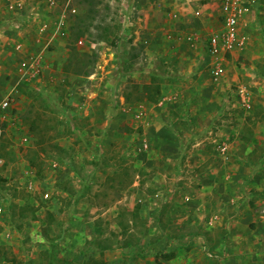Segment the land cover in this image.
Wrapping results in <instances>:
<instances>
[{"label":"rangeland","instance_id":"1","mask_svg":"<svg viewBox=\"0 0 264 264\" xmlns=\"http://www.w3.org/2000/svg\"><path fill=\"white\" fill-rule=\"evenodd\" d=\"M77 1L23 0V12H10L0 0V45L13 44L10 54L0 48L9 57L0 65V100L37 41L36 21L51 26L68 4V34L44 51L36 81L20 84L19 107L0 139V264H170L171 248L189 240L180 233L196 216L189 203L216 199L203 190L214 168L264 173V0H248L251 11L239 22L246 44L227 54L219 78L203 57L222 23L221 0H102L86 31L108 28L109 40L96 49L70 35ZM193 30L200 34L194 50L172 39ZM81 67L91 74H78ZM153 74L158 102L128 101L125 94L132 99L133 86ZM241 86L251 94L248 106Z\"/></svg>","mask_w":264,"mask_h":264},{"label":"crops","instance_id":"2","mask_svg":"<svg viewBox=\"0 0 264 264\" xmlns=\"http://www.w3.org/2000/svg\"><path fill=\"white\" fill-rule=\"evenodd\" d=\"M36 22L38 36L34 37L37 41L31 47L32 51L38 50L40 27L44 24L49 25L44 18ZM6 34H11V31H6ZM3 46V50L13 51L12 42L9 41L8 44L3 42L0 48ZM10 51L8 54L12 53ZM8 58L0 56V65L2 66L3 61ZM44 59L45 67L47 61L46 58ZM4 66H7L6 62ZM12 105V111L19 107V104ZM227 156L231 158L229 154L222 155V157ZM213 159L220 157L214 155ZM252 167H246L244 172L246 174L214 168L213 183L203 190L207 192L206 198L216 197V199L199 200L194 205L189 203L194 207L192 215L196 216L189 217L183 222L185 226L182 228L183 232H180L182 238L187 237L189 240L186 245L180 243L181 245L171 248L177 252L169 259L170 264H264V173L259 175L258 170ZM243 175L247 177L250 175L249 178L253 179H245ZM221 177L224 179L221 180ZM257 179L260 180L255 183ZM223 185H225L224 189ZM217 189L221 191L218 192ZM201 208L205 211L196 213ZM214 215H216L215 220ZM202 217H207V222L205 220L204 224L200 220ZM172 223L178 231L176 220ZM180 223L182 225V222ZM185 228L187 232H184ZM188 232L190 233L187 235ZM175 239L179 241L178 237H173V241L178 243ZM180 242L184 241L181 239Z\"/></svg>","mask_w":264,"mask_h":264},{"label":"built area","instance_id":"3","mask_svg":"<svg viewBox=\"0 0 264 264\" xmlns=\"http://www.w3.org/2000/svg\"><path fill=\"white\" fill-rule=\"evenodd\" d=\"M5 1V8L7 11H19L23 12L24 3L23 0H3ZM47 2H51V4L55 3L56 0H43ZM220 11L222 14V23L220 26L212 30L209 34L207 46H206V58L203 57L207 61L208 69L213 77L219 78L224 74L225 65L227 62V54H232L235 50L243 48L246 44V36L240 33L239 22L243 14L251 11V5L248 0H221ZM39 6V5H38ZM37 6V7H38ZM20 8L21 11L19 10ZM36 6H33L32 12ZM68 11V4L65 8L58 13L56 21H54L51 26L48 24H44L39 29V38L37 51H31L28 55H25V58L22 59L19 64V73L18 78H16V82L13 84L11 89L7 92L5 97L0 100V139L2 138L4 132L8 130L7 123L10 121L12 104L17 99V93L19 92V86L21 83L25 81H36V79L40 76V73L44 70V61L45 54L44 51L54 44V42L61 38L66 37L68 33L66 28L64 27V18ZM75 12V9H72ZM36 14V13H35ZM196 16L201 14V9L196 10L194 12ZM177 13H171V18H176ZM14 27H19V23H15ZM172 34H166L167 38H171ZM131 37V36H130ZM200 38V34L197 30L188 31L184 34L179 35L177 38L173 37L176 42H181L184 40L189 47L193 48V50L198 45V41ZM144 46L148 47L150 45L151 40L147 38H143L140 40ZM103 43V41H91L86 38H79L76 41L77 45H84L91 49H96L99 44ZM204 61V63L206 62ZM168 63V61H165ZM203 62H196L195 65L201 68H204ZM196 68V69H197ZM239 94L241 95V99L246 104V106L250 105V96L251 94L247 91V88L244 86L240 87ZM28 141V137H22V141ZM225 149V148H224ZM45 197H48V194H45ZM1 211V208H0Z\"/></svg>","mask_w":264,"mask_h":264},{"label":"trees","instance_id":"4","mask_svg":"<svg viewBox=\"0 0 264 264\" xmlns=\"http://www.w3.org/2000/svg\"><path fill=\"white\" fill-rule=\"evenodd\" d=\"M102 0H78L77 4L80 6V10L78 13H74V19L76 22L70 24L69 29H70V35L73 39L78 40L79 38H85L84 36H87L86 38L88 40L91 41H106L109 40L108 37L109 35L106 33V31L108 30L107 27H105L103 29V31L99 32L97 35H86V31H88L90 29V26L92 25L94 19H96L97 14L95 11L98 7V4L101 3ZM98 28H100L101 26L99 24H97ZM105 30V31H104ZM141 44L144 46V44L141 42ZM130 56L134 57V55L130 54ZM163 58H161L160 60H162ZM166 61V60H165ZM77 73L78 74H86L89 75L91 74L92 70L89 69H83L82 67L77 69ZM134 91L137 92V94L132 97L125 94L126 95V99H128V101L131 100H147L149 102H158V99L161 95V86H160V78L159 76H157V74H153L152 79L149 83H145V84H135L132 88ZM174 237H178V234H176ZM111 248L106 247L104 245H101V250L105 251V250H109ZM50 252V251H49ZM51 253V252H50ZM172 254H174V252H172ZM171 254V255H172ZM50 262H52V260H50ZM84 264H107V262L104 259H97V258H93L90 261L87 262H83ZM70 264H76L71 262ZM79 264H82V262H80Z\"/></svg>","mask_w":264,"mask_h":264}]
</instances>
